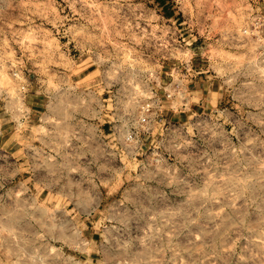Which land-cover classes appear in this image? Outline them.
<instances>
[{
  "label": "rangeland",
  "instance_id": "rangeland-1",
  "mask_svg": "<svg viewBox=\"0 0 264 264\" xmlns=\"http://www.w3.org/2000/svg\"><path fill=\"white\" fill-rule=\"evenodd\" d=\"M0 264H264V0H0Z\"/></svg>",
  "mask_w": 264,
  "mask_h": 264
}]
</instances>
